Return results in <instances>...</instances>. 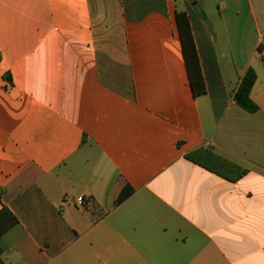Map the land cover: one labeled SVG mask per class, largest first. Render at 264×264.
I'll use <instances>...</instances> for the list:
<instances>
[{"label": "crops", "instance_id": "0c3cea01", "mask_svg": "<svg viewBox=\"0 0 264 264\" xmlns=\"http://www.w3.org/2000/svg\"><path fill=\"white\" fill-rule=\"evenodd\" d=\"M182 1L0 0L4 264H264V0ZM249 69L256 113L235 100Z\"/></svg>", "mask_w": 264, "mask_h": 264}, {"label": "trees", "instance_id": "16d2710c", "mask_svg": "<svg viewBox=\"0 0 264 264\" xmlns=\"http://www.w3.org/2000/svg\"><path fill=\"white\" fill-rule=\"evenodd\" d=\"M177 22L183 45V56L188 70L192 91L195 96H202L206 94V85L187 14L178 13ZM8 79L11 80V77L8 76ZM255 82L256 74L253 69H249L244 75L235 94V100L238 105L250 113H256L258 111V106L250 97ZM188 158L199 166L231 180H237L246 173V170L215 154L209 149L197 150L188 155ZM16 225H18L16 217L8 208L3 207L0 210V238ZM2 253L3 249L0 247V256ZM0 264H4L1 258Z\"/></svg>", "mask_w": 264, "mask_h": 264}, {"label": "rangeland", "instance_id": "374dc122", "mask_svg": "<svg viewBox=\"0 0 264 264\" xmlns=\"http://www.w3.org/2000/svg\"><path fill=\"white\" fill-rule=\"evenodd\" d=\"M177 4L182 8L184 6L182 0H176ZM245 2L246 0H242ZM216 0H206V7H207V15L209 17H214L217 13V5H216ZM189 4L195 3V0H188ZM198 12H200V8L198 9Z\"/></svg>", "mask_w": 264, "mask_h": 264}, {"label": "built area", "instance_id": "2783aa9c", "mask_svg": "<svg viewBox=\"0 0 264 264\" xmlns=\"http://www.w3.org/2000/svg\"><path fill=\"white\" fill-rule=\"evenodd\" d=\"M78 204L80 206H88V205H90V201L86 200L85 198H79Z\"/></svg>", "mask_w": 264, "mask_h": 264}]
</instances>
